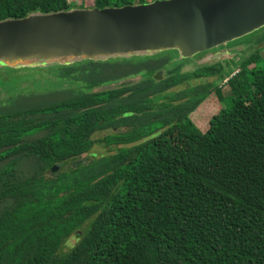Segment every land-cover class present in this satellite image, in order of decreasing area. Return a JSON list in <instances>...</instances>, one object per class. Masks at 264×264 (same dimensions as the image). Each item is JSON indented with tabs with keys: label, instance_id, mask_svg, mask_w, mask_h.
<instances>
[{
	"label": "trees",
	"instance_id": "16d2710c",
	"mask_svg": "<svg viewBox=\"0 0 264 264\" xmlns=\"http://www.w3.org/2000/svg\"><path fill=\"white\" fill-rule=\"evenodd\" d=\"M84 2L0 0V20ZM175 53L55 64L85 87L0 111V264H264V65L181 71ZM98 141L110 153L81 158Z\"/></svg>",
	"mask_w": 264,
	"mask_h": 264
},
{
	"label": "water",
	"instance_id": "95a60500",
	"mask_svg": "<svg viewBox=\"0 0 264 264\" xmlns=\"http://www.w3.org/2000/svg\"><path fill=\"white\" fill-rule=\"evenodd\" d=\"M263 25L264 0H152L31 12L0 20V69L105 61L168 49L188 58Z\"/></svg>",
	"mask_w": 264,
	"mask_h": 264
},
{
	"label": "rangeland",
	"instance_id": "374dc122",
	"mask_svg": "<svg viewBox=\"0 0 264 264\" xmlns=\"http://www.w3.org/2000/svg\"><path fill=\"white\" fill-rule=\"evenodd\" d=\"M72 1L76 5H80L81 3V0ZM92 4V0H85V2L83 3V5L86 7H91ZM216 54H218V56H214ZM252 54L259 55L261 64L264 65V25L250 33L231 40L223 45H219L217 46V48L198 52L188 58H181L176 52L175 57L173 55L172 59L175 58V60H178V62H183L181 71L192 70L197 65L201 64H213L219 62L222 66L228 69L230 66H232V68L234 69V71H232L233 74L237 71L235 67H239L240 63ZM252 65L253 64H250L249 67ZM113 66L117 71H121L123 70V68H125L121 61H117V64H113ZM165 72L166 69L163 70V74H165ZM140 76L141 74H127L124 78L92 87L91 90L96 91L103 88L114 87L120 82L125 83L129 80L135 81L139 79ZM227 76L228 74L224 76V79H227ZM207 79L211 81L214 80L215 77L213 76ZM224 79H222L218 84L223 82ZM56 82L57 81L55 79L52 67L45 64H40L36 67L1 68L0 111L10 107L9 105H11L13 101L24 103L28 102L31 104L39 103L68 96L70 95V92L76 90L77 87H85L84 84H81V86H73L71 84L67 86H58ZM222 88L223 92H227V87H225V85H223ZM218 108L219 104L217 102V97L214 93H211L205 99V101L193 112L194 120L197 122L196 125L199 124L201 126L203 124V117H208L213 112H216ZM202 109L207 110H205L206 112H204V110ZM206 124L207 123H205V125ZM198 128L200 127L198 126ZM102 133L105 132H97L95 134V137H98ZM107 153H110L109 148L98 141L92 145L90 152L82 154L81 158L88 160L91 159L93 155L99 156L104 154L106 155ZM76 241L77 237L75 235L71 236L65 244V246L67 245L66 248L71 247Z\"/></svg>",
	"mask_w": 264,
	"mask_h": 264
},
{
	"label": "flooded vegetation",
	"instance_id": "af4514ba",
	"mask_svg": "<svg viewBox=\"0 0 264 264\" xmlns=\"http://www.w3.org/2000/svg\"><path fill=\"white\" fill-rule=\"evenodd\" d=\"M233 63V62H232ZM230 67H232V66H230Z\"/></svg>",
	"mask_w": 264,
	"mask_h": 264
}]
</instances>
